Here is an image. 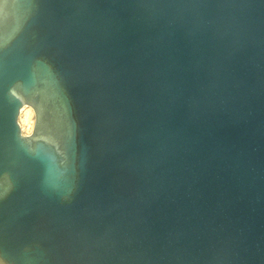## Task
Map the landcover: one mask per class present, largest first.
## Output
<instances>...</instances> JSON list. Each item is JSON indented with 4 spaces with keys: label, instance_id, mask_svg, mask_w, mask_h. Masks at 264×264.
Instances as JSON below:
<instances>
[{
    "label": "water",
    "instance_id": "obj_1",
    "mask_svg": "<svg viewBox=\"0 0 264 264\" xmlns=\"http://www.w3.org/2000/svg\"><path fill=\"white\" fill-rule=\"evenodd\" d=\"M0 264H264V0H0Z\"/></svg>",
    "mask_w": 264,
    "mask_h": 264
},
{
    "label": "rangeland",
    "instance_id": "obj_2",
    "mask_svg": "<svg viewBox=\"0 0 264 264\" xmlns=\"http://www.w3.org/2000/svg\"><path fill=\"white\" fill-rule=\"evenodd\" d=\"M32 116L33 115L30 113V109L26 107V109L22 112V115L18 117V122H20L19 124L20 130L23 135H28L32 129L31 127V123L33 124Z\"/></svg>",
    "mask_w": 264,
    "mask_h": 264
},
{
    "label": "bare ground",
    "instance_id": "obj_3",
    "mask_svg": "<svg viewBox=\"0 0 264 264\" xmlns=\"http://www.w3.org/2000/svg\"><path fill=\"white\" fill-rule=\"evenodd\" d=\"M22 107H23V108H21L22 110L20 111L19 116L22 115V112L26 109L27 106L23 105ZM28 108H29V107H28ZM29 109H30V108H29ZM30 113L33 115V116H32V121H33V123H34V113H33V111H32L31 109H30ZM18 124H20V122H18ZM19 126H20V125H19ZM31 127H33V124H32V123H31Z\"/></svg>",
    "mask_w": 264,
    "mask_h": 264
}]
</instances>
